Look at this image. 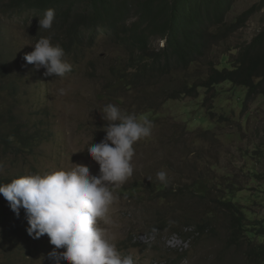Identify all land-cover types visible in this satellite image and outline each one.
Instances as JSON below:
<instances>
[{"label": "rangeland", "instance_id": "rangeland-1", "mask_svg": "<svg viewBox=\"0 0 264 264\" xmlns=\"http://www.w3.org/2000/svg\"><path fill=\"white\" fill-rule=\"evenodd\" d=\"M257 1L236 0L227 21H233ZM263 28L264 10L216 50L215 61L220 58L218 52L249 43ZM37 29L32 22L22 26L0 18V57L9 62L10 79L19 86L18 96L4 94L10 102L0 97V110L11 107L10 116L30 124L25 132L40 130L39 141L31 150L18 156L0 153V177L44 175L54 170H71L75 164L86 165L92 175H98L99 165L86 147L99 143L106 135L102 129L107 122L101 112L104 106L114 104L140 120L153 122L151 135L133 145L132 176L112 187L116 199L110 208V222L101 223L121 256H132L135 264H231L227 255L217 263L223 242L219 233L214 239L208 233H191L184 239L180 234L169 233V228L157 232L156 227L169 224V208L179 211L176 202L169 207L158 198L135 199L128 191L136 182L142 184V191L144 185L159 181L160 171L167 175L166 185L171 181L189 183L188 179L199 175L213 183L236 179L237 202L264 215L263 99L256 97L242 104L244 91L221 84L210 94L199 89L191 97L167 102L157 98L155 104L147 106L133 95L109 101L99 96L101 86L107 67L121 51L99 44L84 52L89 64L67 61L73 68L70 72L63 77H45L43 68L37 69L24 60L41 38ZM46 32L50 31H43L49 36ZM14 98L17 103H12ZM204 99L207 102L202 107ZM150 108L153 112H148ZM248 218L257 224V216ZM27 228L24 209L17 217L7 203L0 212V230L4 233L0 237L1 264L9 261L2 256L4 252L13 258L9 264H55L58 255L50 256L55 246L49 237L45 234L34 239ZM63 251L59 249L57 254ZM60 264L66 262L61 259Z\"/></svg>", "mask_w": 264, "mask_h": 264}, {"label": "trees", "instance_id": "trees-1", "mask_svg": "<svg viewBox=\"0 0 264 264\" xmlns=\"http://www.w3.org/2000/svg\"><path fill=\"white\" fill-rule=\"evenodd\" d=\"M235 1L0 0V18L22 26L32 22L41 37H48L39 30L38 21L47 9H54L51 33L46 34L64 48L71 63L86 64L84 52L99 44L118 48L121 55L107 67L99 95L109 101L133 95L147 106L157 98L167 102L191 97L199 89L210 94L221 84L244 91L242 104L256 97L264 101V28L249 43L218 52L215 61L216 50L264 10V0H258L228 22ZM10 70L7 59L0 57V97L5 102L10 101L4 94L18 96L19 86L10 79ZM10 111L5 106L0 110V153L18 156L38 143L40 130L25 132L30 124L10 116ZM15 178L0 177V185ZM228 179L213 183L199 175L189 183L169 185L154 180L142 191V184L136 182L128 193L135 199L158 198L169 207L173 202L179 205V211L169 208V224L156 227L157 232L169 228V233L184 239L191 233H208L214 239L219 233L223 242L217 263L227 255L231 264H264V215L240 205L238 180ZM7 203L0 194V212ZM248 216H257V224ZM3 234L0 230V237ZM4 253L9 264L13 258Z\"/></svg>", "mask_w": 264, "mask_h": 264}, {"label": "clouds", "instance_id": "clouds-1", "mask_svg": "<svg viewBox=\"0 0 264 264\" xmlns=\"http://www.w3.org/2000/svg\"><path fill=\"white\" fill-rule=\"evenodd\" d=\"M55 20V10L47 9L39 18V30H49ZM60 44L51 37H41L33 51L24 55L28 64L43 68L45 77H63L72 70ZM106 133L99 143H90L87 151L99 165V174L92 175L88 166L75 164L71 170L23 175L0 185V194L17 217L24 209L27 233L34 239L45 234L55 248L50 256L66 264H135L132 256H121L113 238L101 223L110 222L109 212L115 202L113 186L125 183L133 174V145L151 135L153 122L138 119L108 104L102 110ZM157 179L167 184L164 171ZM64 249L57 254V250Z\"/></svg>", "mask_w": 264, "mask_h": 264}]
</instances>
